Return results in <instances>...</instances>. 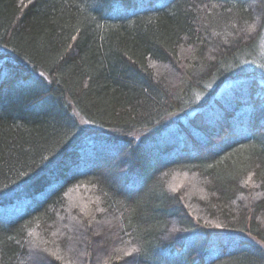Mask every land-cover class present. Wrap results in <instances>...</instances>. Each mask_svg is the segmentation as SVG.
Listing matches in <instances>:
<instances>
[{
	"label": "trees",
	"instance_id": "obj_1",
	"mask_svg": "<svg viewBox=\"0 0 264 264\" xmlns=\"http://www.w3.org/2000/svg\"><path fill=\"white\" fill-rule=\"evenodd\" d=\"M81 185L137 264H264V0H0V263Z\"/></svg>",
	"mask_w": 264,
	"mask_h": 264
},
{
	"label": "rangeland",
	"instance_id": "obj_2",
	"mask_svg": "<svg viewBox=\"0 0 264 264\" xmlns=\"http://www.w3.org/2000/svg\"><path fill=\"white\" fill-rule=\"evenodd\" d=\"M255 7L259 9L257 5ZM261 18L260 12V18L248 27L249 34L257 32L255 29L260 26ZM190 55V50L179 52L182 61ZM169 65L156 68L176 85L175 72ZM182 118V115H175L169 123ZM86 128L88 135L96 133L94 129ZM196 180L194 175L173 174L168 187L174 198L186 199L194 209H202L199 204L202 192ZM173 232L171 239L181 234L179 228ZM89 238L92 241L87 248L85 242ZM23 248L18 264H129L130 261L137 264L138 259L137 246L122 232L120 216L103 209L96 188L87 185L68 190L63 205L54 211L52 220L28 231ZM129 252L133 255L129 256Z\"/></svg>",
	"mask_w": 264,
	"mask_h": 264
},
{
	"label": "snow or ice",
	"instance_id": "obj_3",
	"mask_svg": "<svg viewBox=\"0 0 264 264\" xmlns=\"http://www.w3.org/2000/svg\"><path fill=\"white\" fill-rule=\"evenodd\" d=\"M55 164V162H54ZM38 178H34V180H36ZM215 228H221V225L217 224V225H214ZM221 235V233H208V234H205V237H206V240H205V243L207 244H211V243H214V240L212 239L213 237H219ZM129 256L133 255L132 252H129L128 253ZM129 264H133V262H129Z\"/></svg>",
	"mask_w": 264,
	"mask_h": 264
}]
</instances>
